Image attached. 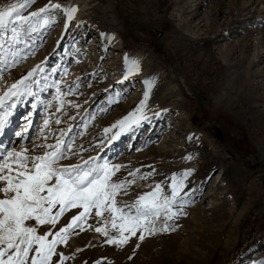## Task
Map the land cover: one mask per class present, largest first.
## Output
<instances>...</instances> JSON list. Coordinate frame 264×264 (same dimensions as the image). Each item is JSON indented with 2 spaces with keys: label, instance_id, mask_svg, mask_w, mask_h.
Here are the masks:
<instances>
[{
  "label": "rangeland",
  "instance_id": "rangeland-1",
  "mask_svg": "<svg viewBox=\"0 0 264 264\" xmlns=\"http://www.w3.org/2000/svg\"><path fill=\"white\" fill-rule=\"evenodd\" d=\"M44 7L0 26V96L36 69L0 108V152L42 155L59 138L71 142L62 164L122 165L125 212L156 185L171 196L174 176L183 185L179 214L161 212L142 241L107 243L95 229L119 230L93 210L58 246L64 264H264V0H33L21 15Z\"/></svg>",
  "mask_w": 264,
  "mask_h": 264
},
{
  "label": "snow or ice",
  "instance_id": "snow-or-ice-1",
  "mask_svg": "<svg viewBox=\"0 0 264 264\" xmlns=\"http://www.w3.org/2000/svg\"><path fill=\"white\" fill-rule=\"evenodd\" d=\"M32 2L24 0V3L0 6V26L11 19L23 24L31 17L48 12V7H44L29 16L21 15V10ZM50 7L60 9L61 5L52 4ZM65 11L71 20L77 9L73 7ZM12 31L15 36L16 29ZM131 65L139 69L138 61H131ZM35 71H30L22 80L12 84L4 96H0V108L6 98L19 95L18 86ZM145 83L150 84L151 81ZM143 105L144 101H141V108ZM7 116V113L0 116V135L7 134ZM128 119L126 117L125 121ZM125 121H118L117 124L122 125ZM35 148L43 154L29 155L28 149L21 152L4 149L0 152V264H64L71 257L57 251L58 246L66 245L75 228L83 231V221L93 210L96 217H102L106 211L111 213V226L119 230V237L109 236L106 227H97L95 231L109 237L107 243L118 245L128 243L131 236H137L138 231L141 241L145 233L154 234L158 230L155 220L161 212H164L167 220L179 214L172 210V205L178 189L183 185L182 182L177 183L175 176L171 196L163 195L161 185H156L152 192L141 195L134 205L126 206L129 210L125 212L117 207L116 196L125 190V184L134 181L113 182L112 177L122 165L110 166L107 161L100 163L98 157H89L76 164H62V160L68 159L66 149L71 150V142L59 138L55 145H36ZM71 155L76 154L73 152ZM190 171L185 172L184 176ZM72 210H76V214L71 215L63 227H58L61 218ZM168 229L169 225L165 223L159 231Z\"/></svg>",
  "mask_w": 264,
  "mask_h": 264
},
{
  "label": "bare ground",
  "instance_id": "bare-ground-1",
  "mask_svg": "<svg viewBox=\"0 0 264 264\" xmlns=\"http://www.w3.org/2000/svg\"><path fill=\"white\" fill-rule=\"evenodd\" d=\"M222 12V10L220 11V13ZM194 16V15H193ZM205 25L210 29L212 26H213V22H211V23H206L205 22ZM212 29V28H211ZM0 51H2L3 52V50H1V48H0ZM6 53H8V48L6 49V51H5ZM4 54V53H3ZM6 57V56H5ZM10 119V118H9ZM26 121H29V119L28 118H25L24 120H22V123H26ZM29 124V122H27L26 124H23L24 126H27ZM8 128H9V124H8ZM8 131V130H7ZM18 131V130H17ZM9 132V131H8ZM21 132H25V129L23 128V131H21ZM20 131L19 132H17V133H21ZM17 133H16V135H17ZM22 133V135L21 136H16V137H22L24 134ZM7 135V134H6ZM5 135V136H6ZM18 140H16V142H17ZM1 145H2V143L0 142V148H2L1 147ZM22 150H19L18 152H21Z\"/></svg>",
  "mask_w": 264,
  "mask_h": 264
}]
</instances>
